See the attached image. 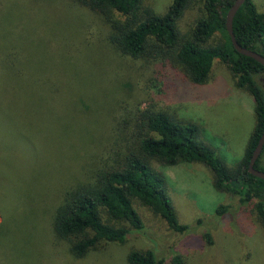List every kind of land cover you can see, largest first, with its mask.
I'll use <instances>...</instances> for the list:
<instances>
[{"label": "rangeland", "instance_id": "rangeland-1", "mask_svg": "<svg viewBox=\"0 0 264 264\" xmlns=\"http://www.w3.org/2000/svg\"><path fill=\"white\" fill-rule=\"evenodd\" d=\"M172 2L142 0L140 17L144 9L162 15ZM254 2L264 11V0ZM205 12V0H189L177 21L179 36L188 38ZM110 17L125 15L114 11ZM112 31L100 11L73 0H0V224L12 209L15 230L25 235L10 243L0 236V264H131L133 249H153L165 264H174L177 253L182 264H264V222L256 201L242 205L232 184L216 189L213 171L199 160L174 165L152 160L165 177L179 221L189 225L186 232L171 230L133 196L147 235L132 231L123 243L101 242L82 258L53 238L49 217L61 188L85 179L93 167L114 165L117 141L126 125L132 131L130 115L138 109L155 108L179 123L200 124L199 138L229 170L245 154L257 123L251 94L236 85L220 59L205 82L195 83L172 53H126L109 40ZM223 41L215 32L206 44ZM41 193L47 195L40 203ZM221 204L230 206L224 216L216 213Z\"/></svg>", "mask_w": 264, "mask_h": 264}, {"label": "trees", "instance_id": "trees-1", "mask_svg": "<svg viewBox=\"0 0 264 264\" xmlns=\"http://www.w3.org/2000/svg\"><path fill=\"white\" fill-rule=\"evenodd\" d=\"M73 1L106 16L113 29L109 40L118 49L135 56L146 53L148 49H154L159 54L167 50L179 66L188 70L195 83L205 82L214 60L220 59L236 76V85L251 94L257 123L245 154L236 167L229 170L216 157L214 148L199 138L200 124L179 123L170 113L155 108L138 109L130 115L132 131L128 134L130 126L126 125L117 141L119 146L115 153L118 156L114 165L93 167L87 179H74L61 188L49 217L53 238L63 241L74 258H82L101 242L123 243L132 231L147 235L146 224L133 204V196L160 215L171 230L186 232L189 225L179 221L167 193L165 177L152 165L154 159L169 165L195 160L204 162L213 171L215 188L224 190L232 184L231 190L242 205L256 201L257 212L264 222V179L248 172L249 159L264 133V64L239 53L227 32L226 15L236 0H205L206 12L196 19L188 38L179 36L177 21L189 0H173L168 11L162 15L152 9H144L142 18L139 14L142 0ZM114 11L124 14L125 18L112 19L110 16ZM232 25L241 45L264 54V11H258L254 0L244 1L235 13ZM215 32L224 41L207 45ZM1 77L3 81L4 74ZM129 119H124L125 124L130 122ZM261 155L254 166L264 171V165L260 164ZM45 185L41 186L42 192L46 189ZM20 189L23 188H14L19 195L24 194V189L22 192ZM45 195L41 193L40 203ZM32 203L27 202L28 205ZM229 208V205L221 204L216 213L224 216ZM1 209L6 211L8 207L4 209L1 206ZM11 210H7L0 224V236H4L1 238L5 243L21 241L25 236L22 230H15V211L9 214ZM42 212L41 207V215ZM205 237L212 242L209 232H205ZM13 245L16 247L17 243ZM128 260L131 264H165V259L153 249H133ZM183 261L178 253L173 257L174 264H182Z\"/></svg>", "mask_w": 264, "mask_h": 264}, {"label": "water", "instance_id": "water-1", "mask_svg": "<svg viewBox=\"0 0 264 264\" xmlns=\"http://www.w3.org/2000/svg\"><path fill=\"white\" fill-rule=\"evenodd\" d=\"M245 0H236V2L233 4V6L230 8L229 12H227L226 15V29L227 32L229 34V36H231L233 45L235 47V49L246 56H249L255 60H257L258 62H260L261 64H264V54L262 55L261 53L249 49L243 45H241L238 40L237 37L234 35L233 32V18L235 13L239 10V8L242 6V4L244 3ZM264 150V133L262 135V137L259 140L258 145L256 146L253 155H251L250 159H249V163H248V172L258 178H262L264 179V171L255 168L254 164L255 161L258 159L259 155L262 154Z\"/></svg>", "mask_w": 264, "mask_h": 264}]
</instances>
